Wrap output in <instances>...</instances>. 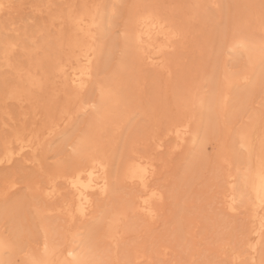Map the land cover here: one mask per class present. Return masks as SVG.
Here are the masks:
<instances>
[{
  "label": "rangeland",
  "instance_id": "374dc122",
  "mask_svg": "<svg viewBox=\"0 0 264 264\" xmlns=\"http://www.w3.org/2000/svg\"><path fill=\"white\" fill-rule=\"evenodd\" d=\"M102 2L104 0H4V10L0 11V47L6 41L17 43V47L15 46L14 52L10 55L9 65L2 57L1 51L4 47L0 48V155L3 154L4 143L14 139L17 131L25 133L27 138H36L37 142L43 143V147L41 146L39 150L40 154L38 153V161L31 153L26 152L22 155L24 157L17 156L12 162L5 163L7 165H0V236L14 248L9 254L11 264H26L25 259L29 255L43 253L44 242L47 239L46 229L50 233L51 242L60 249L58 252L56 248L55 257H62L65 254L63 251L71 244L69 239L75 231L80 230L92 238L89 245L96 249L97 257H99L96 263L101 264L250 263L247 253L246 258L242 256L235 262L231 260L243 247L250 225V211L247 208H241L234 213L227 208L224 199L230 190L227 182V172L229 174L232 170L229 160L237 163L239 154L246 153L244 148L240 149V153L238 149L235 153L231 149L238 132L243 128L251 130L253 146L251 157L254 164L257 162L258 155L262 153L259 152L261 150L259 147L262 148L264 141V83L261 82L258 85L253 97L250 96L240 102L241 107L233 113L226 126L219 123L214 128L205 148V155L203 154L201 162L199 161L200 163L194 168L185 167L187 161L182 154L187 147L182 146V143L174 136H169L167 128L175 118H188L187 115L191 113V110L186 98L187 91L201 81L202 74L215 68L218 72L216 82L219 84L223 77L224 65H230L233 71L241 68L242 63L234 66L235 61L223 46L231 38L229 36L233 35V26L235 29L244 26L245 30H250L249 32L256 38H264V21L260 19L259 9L246 7L259 5L260 0H220L218 6L211 7L209 5L211 1L208 0H121L120 2L105 0L104 3ZM99 3L107 4L109 9L114 8L113 13L117 14L112 17L111 28L107 29L109 32L107 31L108 36L105 37V42L108 40L105 49L108 53L106 60L109 63L104 61L105 67L102 66V73L100 72L98 78L102 82L110 81L119 71L120 65L127 66L124 70L120 69L123 72L119 74L122 76L120 78L122 82H119L121 86L123 84L122 94L127 97L123 98L133 101L129 102L131 105L135 104L130 106L131 110L142 111V113L133 119L130 128L128 127L124 132L123 130L114 132L111 125L109 129H106L107 133H103L100 137L104 139L100 142L99 148L111 154L114 162L113 175L115 173L119 175L113 176L115 191L109 199L100 202V206L96 208L98 216L108 217L101 221L99 219L96 224H93L90 218L84 220L85 222L77 217L74 221L68 219L70 216L67 218L70 212L65 208L70 203L71 193L64 182V175L70 174L74 167L78 168L86 162L82 155L76 153L74 145L82 135H85L84 132L90 127L89 121L96 115L95 106L92 103H95L98 97L96 96L98 90L94 85L88 91L89 93L82 96L80 93L75 94L73 90L64 91L61 75L59 73L56 75L54 70L50 69L54 68V62L69 65L72 60H75L72 50L75 49L74 42L76 43L79 31H76L77 34L74 32L75 26L67 15L76 16L82 12V9L98 7ZM137 7L147 11L148 8L154 9L161 17L167 18L170 29H184L182 34L186 41L184 39V45L181 48V44L177 47L179 46L177 43H180L178 39L173 49L171 47L168 49L170 55L166 59L170 62L167 63L169 66L167 65L164 71L161 70L163 69L160 68L161 65H157L158 59L147 60L146 57L149 54L152 55V52L146 51L142 54L141 50L139 53V49L133 47L134 50L129 54V58L125 57L122 37ZM246 17H251L250 23L240 24L242 18ZM83 36L84 34L80 32L79 37L82 39ZM69 52L73 58L67 54ZM41 65L50 74L52 71L48 77V86L42 90L31 88L28 91L27 89L28 94L22 93L19 100L10 99L9 90L16 85L18 79L17 69L23 71L28 69L38 73L36 68ZM126 89L127 94L132 95V99L128 98ZM206 89L203 91L207 92ZM82 101L90 102L83 110ZM63 110H67V113H63ZM120 122L119 119L117 123L120 124ZM99 129L95 130L97 135ZM61 130H69V135L60 134ZM112 134L115 136H111ZM16 146L15 143V149ZM256 148V151L259 150L258 157L254 151ZM224 153L226 157L228 156L226 160L222 158ZM138 155L146 157L148 155L152 158L149 159L155 162L156 168H159L156 169V177L152 183L156 188L158 186L162 189L164 200L160 216L155 217L156 221L153 220L155 223L151 221L152 224L143 214L133 213L134 201L132 203V200L136 196L135 192L138 195L141 191L138 186L125 180L122 171L123 164ZM53 174L56 175L54 178L51 177ZM173 180L176 182L174 183ZM123 210L130 212L126 222H122L119 228V233L123 232V234L118 238L120 254L115 260L112 255L113 246L104 239V236L108 231L107 221L116 214L113 212L118 213ZM90 230L92 233L88 234ZM134 248L145 251L147 260L143 259L138 263L134 259Z\"/></svg>",
  "mask_w": 264,
  "mask_h": 264
},
{
  "label": "bare ground",
  "instance_id": "6f19581e",
  "mask_svg": "<svg viewBox=\"0 0 264 264\" xmlns=\"http://www.w3.org/2000/svg\"><path fill=\"white\" fill-rule=\"evenodd\" d=\"M115 1L120 2L121 0H115ZM208 1H211L209 3L210 7L218 6L220 4V0H208ZM101 4L99 3V6L97 5L98 7L89 8V9L85 8L84 10L82 9V12L78 13L76 16L73 14L67 15L70 21L72 22V24L75 26L76 30L74 32L79 31V33L81 32L84 34L83 38L81 39L79 37V33L77 34L76 32L78 36L76 38V43L74 42L75 49L72 50L74 51L73 55L75 59L72 61L73 62L76 61V62L73 63L71 61V63L73 64L68 62L70 63L69 65L55 64L54 62V68H52L51 66L52 69H50V70H54L56 75L57 73L61 75V79L63 83L62 86L64 88V91L73 90L75 94L80 93V95L82 96L86 93H89L88 91L94 85L96 86L95 87L96 90H98L97 92L98 95H96L98 97L95 103L91 102L95 106L96 115L95 117L92 118L91 121H89L91 124L89 123L90 127L87 129L86 132H84L85 135H82L80 138L78 137L79 140L78 141L76 140L77 142L74 145V150L76 151V153H79L80 155H82L85 158L84 160H86V162L82 164L81 166H79L78 168L74 167L75 169H73L70 174H68L67 172L68 175H64V182L69 192L71 193L70 203L68 204L67 208H65V210L70 212L69 213L70 215H67V218L70 216V218L68 219H70L71 221H74L75 217L79 218L82 221L90 218L92 220L91 223L93 224H96L99 219L101 221V219L103 220L108 217L105 215L98 216V214H96L98 213L96 212V208L100 206V202L109 199L112 193L115 191L114 190L115 184L113 182V179L114 177H117L119 175V174L115 175L116 173L114 174L115 176L113 175L114 162H113L111 154L108 152H103L99 148L100 142L102 141V139H104L100 137H102L103 133H107L106 129H109V126L111 125H112V128L115 130L114 132H119V131L122 132V130L124 132V130H126L128 127L130 128V125H132L133 119L135 117H138L142 113V111L131 110L130 106H134L135 104L132 103L131 105V103L129 102H133V101H127L128 99L125 100V98H123L126 96H123L122 94L123 91L121 90V87L123 86V84L121 83L122 84L121 86L119 83V82H122V79L120 81V78L122 76H120L119 74L123 72L120 69L124 70L126 69L127 66L123 67V65L122 66L120 65L119 66L120 72L119 71L116 72L117 71L116 70L115 71L116 73L114 74L115 76L113 75L112 80L110 81L106 79L107 82L106 81L102 82L98 78L100 77L99 76L100 72L102 73L101 71L103 69L102 66L104 65L103 67H105V63L107 61L106 57L108 53L106 52L107 50L105 49V46H106L105 44L108 41L106 40L105 42V37L108 36V32H109V30L107 29L110 27V25H112L111 24L112 19H113L112 17L113 16L115 17L117 14V13H113V11L115 10L114 8H110L111 9L110 10L108 8L109 6L108 7L106 6L107 4L106 5H103V4L101 5ZM109 4L110 3L108 2V5ZM3 6H5L4 0L3 1L0 0V11L4 10ZM139 7H137L136 12L132 16V19L130 20L131 22L127 26V30L125 34L123 33L124 34L122 37L123 38L122 46L124 49L123 52L125 54V57H127V59L129 58V54H131V52L134 50L133 47H137L139 49V53L141 50L142 54L146 53V51H149L150 53L152 52V55L147 53L149 54V56L146 57L148 58L147 60L149 59L157 60L158 59V61H161V62L157 61V65L158 66L161 65L160 68H163L161 70L164 71L166 66L168 65L167 63L170 62V60H167L170 55L168 54V49H170V47L173 49L174 43L178 39L180 43H177V45L181 44V48H182V45H184L185 37H183V34H182L183 33L182 30L184 29H181V28H178L175 30L170 29V26L168 27L166 17L164 18L161 17L158 12L154 11L153 8H152L153 10L148 8V11L142 8L144 10L142 11V9L140 10L141 7L140 8ZM183 9H186V8H183ZM205 13H208V12H205ZM232 28L234 29L233 35L229 36L231 38L228 37L229 38L228 41L223 46L225 48V51L229 53L231 55V58L235 61L233 63L234 66L237 63H242L241 68L233 71L232 68L229 67L230 65L229 66L228 64L226 66L224 65L223 77L219 84L216 82L218 78V72L215 68L210 70L208 73L202 74L204 77L201 76L202 78L201 81L195 87L192 86L193 88L192 89L189 88L190 90L187 91L188 93H187L186 98L188 101V106L190 107V110H191V113L190 114L188 113L189 116L187 115L188 118H185V119L175 118V120L171 121V123L169 122L170 124L168 125V128H167V132L169 136L170 135L172 137L174 136L176 140L178 139L179 142L182 143V146L187 147V150H184L185 152L183 151L184 154L181 153L182 155L185 156L184 158L187 161L186 166H185L186 168L188 167L191 168V166L192 168H194V166H196L198 163L201 162L200 159L202 160L203 154L205 153V148L207 146V143L210 140L209 138L212 135L214 128L217 127L219 123L226 126L228 121L231 120L230 118H232L233 113H235V111H237L241 107L240 102H242L243 99H248L250 96L254 95V91L256 90L258 85L261 84V82L264 83V38L263 39L256 38L254 34H251V32H249L250 30L246 31L247 29L245 30L244 26H239L236 29L233 26ZM107 39H109V37ZM193 40H195V38ZM211 41L209 43H211ZM219 42H221V40H219ZM170 43H172V45ZM16 45L17 43L15 41H6L1 46V47H4V49L1 51L2 57L7 61L6 63H8V65L10 64L9 60H11L10 55L14 52L13 50ZM62 47L63 46H61V48ZM177 47H180V45ZM67 54L69 55L70 52ZM227 58L229 57L227 56ZM56 63H58V61H56ZM31 64H33V62ZM36 70L38 73H34L36 71L32 72L31 70H28V69L25 71L21 69H17L18 79L16 81V85L13 86L11 90H9L10 92L8 96H10V99L13 98L15 100L16 99L19 100V98L22 96V93L25 92L26 95L28 94L27 89L28 91H30L31 88L42 90L44 87L48 86V82H49L48 77L49 75L52 74V71L50 74V72L46 71L42 65L37 67ZM195 78H198V77H195ZM205 89L208 90L207 91L208 93L203 91ZM127 92L128 90L126 91V94ZM90 96H92V94ZM131 96L132 95L130 96L128 95V98H131ZM88 103L86 101H82L81 103L82 110L85 109L84 107ZM62 112L67 113V110H63ZM184 112H185L184 114H186V111ZM119 119L121 121L120 124L117 123ZM97 127H99L100 129ZM96 129H99L98 135H97V132L95 131ZM68 131L63 130L62 132H60V134L62 133L68 136L69 135ZM17 132L14 135V139L9 140L4 143L3 154L0 155V165L12 162L17 156H22L26 152L31 153L35 157L34 159L36 161L39 160L38 153L43 143L37 142L36 138L33 139V138L25 137V133L23 132H19V131ZM111 136H115V134H112ZM235 138L236 139H234L235 141L233 143V146H231L232 151H234L235 153V151L237 152V149H238L239 150L238 153H240V149L244 148L246 150V153L243 155L239 154V158H238L239 161L237 160L238 161L237 162L235 160L237 163H233L232 162L233 160L232 161L229 160L230 169L232 170L230 171L229 174L227 172V175H228L227 182L230 185V188H228L230 190L227 189L228 193L227 195H225L224 202L226 203L227 208L234 213L236 211H240L241 208H247L250 211L251 217L249 221L250 225L247 230V236H246V239L243 241V247L240 248L239 253L237 255H234L235 253L233 254L234 256L231 258V260L233 259V262H235L238 259H240L242 256L246 258L247 256L245 255L247 253L248 261H250V263L248 264H264V256H263L264 255V141L262 144L263 149L259 147V150L261 149L262 151L258 150L259 152H262L258 155L259 157L257 156V152H258L256 151L257 148L254 150L256 151L255 155L258 157V159H256L255 157L257 162L254 164L253 163L254 161H252V157H251L252 149H253L251 130L248 128H243L242 130L238 132ZM84 142L91 145V147H88V148L82 147V144ZM15 143L17 144L16 149L14 147ZM259 143H258V146H259ZM51 144H48V145H51ZM177 145L181 146V144H177ZM148 155L147 157L145 155L134 156L132 159L127 160V162L125 161L126 163L123 164L124 167L122 171L124 172L125 180L135 186H138V188L141 191V193L138 195L135 192L136 196H134L135 198L132 200V203L134 201L133 203L134 206L132 207L133 213H139L140 215L143 214L147 219L150 220V223L152 224L151 221L155 220V217H157L158 215L160 216V211L162 210L161 205L164 200V193L161 191L162 189H160L158 186L157 188L153 186L152 182L155 179L156 172L159 168L158 167L156 168L154 164L155 162H153V160H150L149 158L151 157H149ZM227 157H226V154L224 155V157L222 155V158L225 160L227 159ZM52 176L54 178L56 175L53 174L51 175V177ZM162 181L164 180L162 179ZM175 182L176 181H174V183ZM53 195H56V193H54ZM165 198H166V195H165ZM72 212H74V214H71ZM129 212L130 211L126 212L123 210L121 212L118 211L117 213V211H115L113 213H116V214L114 216H111L110 220L107 221L108 231L105 234L104 239H107L108 243L113 246L112 255H113V259L115 260L116 258H118L120 254L119 249H118L119 244H120V241H119L120 239L118 238L119 236L123 234V232L119 233V230H120L119 228L122 222L123 223L126 222V219L129 216ZM174 218L176 217L174 216ZM76 221L78 220L76 219ZM155 221L153 222L155 223ZM174 222L176 223V221ZM193 224L196 225V223H193ZM91 226H94V225H91ZM92 228H95V227H92ZM174 229L175 228H173V230ZM91 230L89 233L87 231V233L91 234L92 233ZM45 232H46L45 235L47 236V239L44 242L43 253L41 254L35 253V254L29 255L27 259H25L26 264H101V263H96L97 261H99V257H97L96 249H94L93 247L89 245L92 238L89 235H86V232L77 230L74 232L71 238L69 237L70 238L69 240H71V244L67 247V249H65V251H63L64 249L62 250L63 253H65L63 256L61 255L62 257L60 256L55 257V254H57L55 252L58 249V247H56V245L51 242L49 231L46 229ZM146 248L148 249L147 246ZM12 249L14 250V248L10 247L8 241H6V239L0 236V264H11L9 254L13 251ZM59 250L60 249H58V252ZM157 257H158V254H157ZM162 257L164 258V256ZM145 258H147L145 251H141V249L135 250L134 248V259L137 262Z\"/></svg>",
  "mask_w": 264,
  "mask_h": 264
},
{
  "label": "snow or ice",
  "instance_id": "6c2138e0",
  "mask_svg": "<svg viewBox=\"0 0 264 264\" xmlns=\"http://www.w3.org/2000/svg\"><path fill=\"white\" fill-rule=\"evenodd\" d=\"M250 9H259V15H260V19L261 21H264V0H260L259 5H248L246 6ZM251 17H246V18H242V20L240 21L241 24H247L250 23ZM82 147L84 148H88L91 147V145L87 144L86 142H84L82 144Z\"/></svg>",
  "mask_w": 264,
  "mask_h": 264
}]
</instances>
